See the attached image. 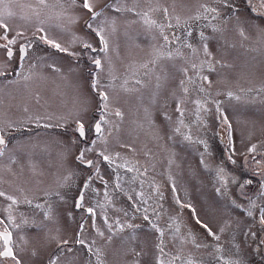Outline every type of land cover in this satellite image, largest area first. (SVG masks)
I'll return each mask as SVG.
<instances>
[{
	"label": "rangeland",
	"instance_id": "374dc122",
	"mask_svg": "<svg viewBox=\"0 0 264 264\" xmlns=\"http://www.w3.org/2000/svg\"><path fill=\"white\" fill-rule=\"evenodd\" d=\"M81 2L0 0L7 37L32 41L13 77L0 78V127L24 131L0 153V215L20 264H264L252 212L264 209L262 0H234L235 14L223 0H92L103 12L95 21ZM89 22L103 29L106 51L84 48L100 42ZM11 64L0 47V69ZM81 151L91 166L75 159ZM255 176L256 188H240ZM8 197L29 199L31 213L47 205V218L35 211L14 222Z\"/></svg>",
	"mask_w": 264,
	"mask_h": 264
},
{
	"label": "snow or ice",
	"instance_id": "6c2138e0",
	"mask_svg": "<svg viewBox=\"0 0 264 264\" xmlns=\"http://www.w3.org/2000/svg\"><path fill=\"white\" fill-rule=\"evenodd\" d=\"M40 2L43 3L44 0H40ZM72 2H73V4H75V3L77 2V0H72ZM223 6H224L225 8L232 9V10H233L232 14H235V9L238 8V6L234 3V0H223ZM261 6L264 7V0H262V4H261ZM81 7H82L84 10H86L87 13H90V14H91V20H92V21H95L98 17H100L101 15H103V12H102V11H101V12H96V11H94V6H93V3H92V0H82V2H81ZM117 10H119V9H117ZM206 10H209V11H212V12H216V11H217L216 9H206ZM129 11H131V9H129ZM166 11H167V10H165V12H166ZM253 11H255V9H253ZM86 27H87L88 29H90L91 31H94V32L96 33V35L100 38V43H101V45L103 46V47H101L100 51H106V49H107V44H106V41H105L104 36L102 35V33H103V29H102V28H93V25H92V23H90V22H89V23H86ZM0 28H3V29L5 30V35H4L3 37H0V39H4V40L7 41L6 44L0 45V47H3V48H5V49L7 50V56H8V59L11 60V59H12V56H13V50H12V48L10 47V45L15 44V43H16V40H15V38L9 39V38L7 37V32L9 31V29H8L7 25L3 23L2 20H0ZM41 31H42V30H41ZM18 35H19V34H18ZM201 36H202V38H203V35H202V34H201ZM39 39H40L42 42H44L45 44H47V45H49V46H51V47H53V48H56V49H58V50L61 51V52H66V53H68V55H72V56L77 55L76 53L68 52V50L65 49V48H63V47H61V45H60L59 43H56V42H54V41H52V40H49L46 36H40ZM165 39L167 40V37H165ZM84 48H85V49H91L92 51H96V49L93 48L92 45H91L90 43H85V44H84ZM204 51H205L206 54L208 53L207 45H205V47H204ZM20 52H21V53L24 52V48H23V46L21 47ZM20 59H21V60L24 59L23 55H21ZM92 63L95 64V66H96L97 68H99V67L101 66V61H100L99 59H95V58H93V59H92ZM193 67H195V65H194ZM3 75H5V73H4V72H0V76H3ZM202 79H203L204 81H207V80H208V77H207V76H203ZM92 87H93L94 89L97 87V83H96L95 80H93ZM201 90H203V89H201ZM184 91L186 92L187 89H184ZM229 95H231V93H229ZM99 96L101 97V100L104 102V103L102 104V108H103V109H106V108H107V100H108V96H107L104 92H100V93H99ZM176 110H177V112H180L181 115H183V112H182V110H181L179 104L177 105V109H176ZM218 111H219V110H218ZM116 115H117V116H120L121 113H120L119 111H117V112H116ZM221 115H222V114H221ZM103 119H104V117L101 116L100 120L102 121ZM223 122H224L225 124H227V118H226V117H224ZM94 128H95V131H96L97 133H101V132H102L101 122H100V121H97L96 124L94 125ZM230 129H231V126L229 125V139H231V131H230ZM177 130H178V129H177ZM75 131L79 134V138H80V139H84V138L86 137L85 124H84L82 121H79V120H78V121L76 122V129H75ZM186 139H189V138L186 137ZM93 143H95V141H93ZM2 144H4V138H3L2 136H0V145H2ZM254 148H255V146H253L252 148H249V152L254 151ZM87 150H88V151H92L91 148H89V149H87ZM100 155L103 156V159H104L105 161H110V160H111V158H110L109 156H107V155H103L102 153H101ZM76 159H77L78 161H80L81 163H86V164L89 165V166H91V165L93 164V161H92V160H87V161H85V157H84V152H83V151H81L80 155H78V156L76 157ZM228 160L231 161L232 163H235V161L232 159V155H229V156H228ZM202 162H203V161H202ZM131 170H132V169H129V171H131ZM219 171H220V173H222V172H223V168H221ZM220 178H221V180H223V176H221ZM233 182H235V181H233ZM251 183H252L251 180H246V181H244L243 183L240 184V188H241V189H244L245 185H250ZM88 186H89V185H88V183H87V181H86L85 184H84V187L87 188ZM260 188H261L260 195H264V184H261V185H260ZM174 190H175V189H174ZM216 191H217L218 193H220V192H221V189H220V188H217ZM225 191H226V188H225ZM221 194H224V193H221ZM242 194H243V193H242ZM4 195H5V194H4L3 192H0V196H4ZM8 199L12 200L13 203H16V201H15L12 197H8ZM83 200H84V192L81 191V194H80L79 198H77L76 201H75V206H76V208L80 209V208H83V207H84V205H83ZM250 202H251V201H250ZM29 203H31V202L29 201ZM177 203H180V202L177 201ZM182 206H183V205H182ZM253 206H255L254 203H253ZM37 207H41V206H40V205H37ZM188 207H191V206L188 205ZM86 211H87L91 216H95V215H96L94 209L91 208V207L87 208ZM261 211H262V214H261V216H260V224H261L262 226H264V209H262ZM193 212H194V210H193ZM251 214H252L251 212L248 213V215H251ZM45 215H46V218H47V213H46ZM9 219H11V218H9ZM144 219H145V220H148L149 217H148L147 215H145V216H144ZM196 222H197L198 224H201V223H202L199 219H197ZM0 223H4V221H0ZM202 226L205 227V228H207V225H202ZM80 227L83 228V225H81ZM121 227H122V226H121ZM130 227H131V225H130ZM137 227H138V226H137ZM152 227L155 228L156 226L153 224ZM109 229L111 230V226H109ZM157 231H159V229H157ZM209 234H210V235H214V234L211 232V230H209ZM100 235H103V233H100ZM111 238H112V237L110 236V237H109V240H111ZM217 238H218V237H217ZM0 239L3 240V244H4L3 250L0 251V258H11L12 260L16 261V264H20V260L17 259L16 255L14 254L13 249H12V247H11V243H12V241H11V233L8 231L7 228H5V231H4L3 233H0ZM63 243H64V244H67L68 242H67V241H64ZM76 243H77V244H80V245H85V241H84L83 239H77V240H76ZM158 247H159V246H158ZM160 250H161V252L163 251L162 248H161ZM68 251H71V249L69 248ZM136 255H139V253H137ZM99 259H100L99 254H97V260H99ZM51 264H55V261H52ZM158 264H162V261H159V260H158Z\"/></svg>",
	"mask_w": 264,
	"mask_h": 264
},
{
	"label": "flooded vegetation",
	"instance_id": "af4514ba",
	"mask_svg": "<svg viewBox=\"0 0 264 264\" xmlns=\"http://www.w3.org/2000/svg\"><path fill=\"white\" fill-rule=\"evenodd\" d=\"M89 15L91 16V14L89 13ZM82 19H84L85 20V18L84 17H82ZM97 38H98V36H97ZM7 43V41L6 40H4V39H0V45H3V44H6ZM31 44H32V41H30V40H26V38L25 39H23V40H20V41H18V42H16L15 43V46L13 47L12 45H10V47L12 48V50H13V56H12V59L10 60V61H12V64L11 65H9L7 68H4V69H0V72H4L5 73V75H3V76H0V78H2V77H4V78H11V77H13V75H14V73H16V71L14 70V67H15V65H13V64H17L18 66H21V59H20V57H21V55H23V57H25L26 55H27V50H28V48L31 46ZM100 42H99V44L97 45V46H94V45H92V47L93 48H95V49H97V50H100ZM23 46V48H24V52L23 53H21L20 52V49H21V47ZM81 46H83V45H81ZM90 52H93L91 49H88ZM2 52H3V54H4V56H5V58L6 57H8L7 56V50L5 49V48H3L2 47ZM16 59V60H15ZM93 59V58H92ZM92 59H91V61H92ZM96 59V58H95ZM14 62V63H13ZM94 67L96 68V66H95V64H94ZM99 93H100V91H97L96 92V95H97V97L99 98L100 96H99ZM96 109H98V108H96ZM98 117V116H97ZM96 117V118H97ZM96 118H94L93 119V121L96 119ZM76 121H78V119H76ZM2 127V126H1ZM0 127V136H2L3 138H4V144H2V145H0V153H1V151H2V149H3V147L4 146H6V145H8L9 144V142L11 141V140H9V139H7L8 137L10 138V137H15V135H19L18 133H19V131H23V129L22 130H20L19 128H1ZM29 129V128H28ZM75 129H76V124H75ZM222 129H224L225 130V133H226V127L225 128H221V132H222ZM24 132V131H23ZM76 132V131H75ZM23 134V133H22ZM227 136H225V137H223V138H221L224 142H228V140H227V138H226ZM78 138H79V134H78ZM80 139V138H79ZM80 140H82V139H80ZM15 141V140H14ZM14 141L12 142V143H14ZM225 143V144H226ZM79 155V153H77L76 154V157ZM74 158H75V155H74ZM76 159V158H75ZM88 160H89V158H88ZM81 163V162H80ZM81 164H83V163H81ZM256 178H253L251 181H252V183L248 186L249 188L250 187H252V188H256L258 185H259V183H260V179L258 178V176H255ZM79 195V192H77V194H76V196H75V199H76V197ZM261 199H264V195H262V198ZM28 200L29 199H26V201L24 202L23 200H20V199H18V198H16L15 199V201H16V203H13V202H11V203H9V205H11V208L10 209H8V207H7V211H8V213H9V217L11 218V220H13L14 222H15V219L14 218H20V220L21 219H25V220H27V219H29L31 216H32V214L35 212V211H37L38 212V214L39 215H41V216H43V217H46V212L48 211L46 208H47V205L46 206H44L43 205V208L41 209V210H37L35 207L36 206H34V211H33V213H31V211L29 210V208L26 206V202H28ZM32 200H36V199H32ZM45 201H46V197H45ZM45 201H44V204H45ZM73 203H74V207L76 208V206H75V200L73 201ZM35 204L36 205H38L36 202H35ZM8 205V206H9ZM18 207V209H19V211H17V212H15V207ZM27 207V208H26ZM76 209H78V208H76ZM86 209L87 208H85L84 209V211H86ZM22 212H24V215L22 214ZM87 212V211H86ZM253 216H254V221L255 222H257V223H260V219H259V215L261 216V213H259V210H257V209H253ZM0 221H4V223H0V233H3L4 231H5V228H7L8 229V231L10 232V230H9V228H8V225L5 223V220L2 218V216L0 215ZM256 223V224H257ZM258 226H260L261 228H263L264 229V226H262L261 224H257ZM59 240V241H58ZM58 240H56V241H58L57 243H58V245L59 246H62V245H65L63 242H64V240H60V239H58ZM11 241H12V238H11ZM56 243V244H57ZM55 244V245H56ZM13 246V243H11V247ZM4 247V244H3V240L2 239H0V250L2 249ZM14 252V251H13ZM47 258L48 257H46V258H44V260L46 261L47 260ZM260 259V258H259ZM1 263V262H0Z\"/></svg>",
	"mask_w": 264,
	"mask_h": 264
},
{
	"label": "water",
	"instance_id": "95a60500",
	"mask_svg": "<svg viewBox=\"0 0 264 264\" xmlns=\"http://www.w3.org/2000/svg\"><path fill=\"white\" fill-rule=\"evenodd\" d=\"M96 122H97V119H95V120L93 121V123H92V131H93V132H96V131H95V128H94V125L96 124ZM79 196H80V194L76 197V199L79 198ZM76 199H75V201H76Z\"/></svg>",
	"mask_w": 264,
	"mask_h": 264
}]
</instances>
